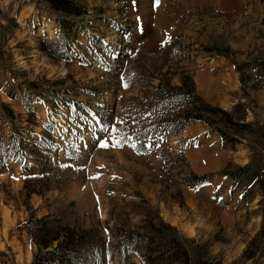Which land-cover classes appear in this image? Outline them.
I'll return each instance as SVG.
<instances>
[{
    "label": "rangeland",
    "instance_id": "374dc122",
    "mask_svg": "<svg viewBox=\"0 0 264 264\" xmlns=\"http://www.w3.org/2000/svg\"><path fill=\"white\" fill-rule=\"evenodd\" d=\"M75 1L64 35L46 3L0 0V264H32L33 217L87 232L81 264H144L129 237L152 225L161 264H264V0ZM187 77L225 115L154 145L182 121L158 87Z\"/></svg>",
    "mask_w": 264,
    "mask_h": 264
},
{
    "label": "trees",
    "instance_id": "16d2710c",
    "mask_svg": "<svg viewBox=\"0 0 264 264\" xmlns=\"http://www.w3.org/2000/svg\"><path fill=\"white\" fill-rule=\"evenodd\" d=\"M40 2H44L48 5L50 11H54L62 14L65 18L59 19L58 22L61 26V29L65 34H69V26L67 25V21L71 19H81L84 18L85 15L88 14V10H86L83 6L78 4L75 0H39ZM243 66H239L238 69L242 71ZM241 80L245 83V75L240 74ZM259 85L264 84V78L260 79ZM187 86V89H184ZM163 88V89H162ZM160 91V98L163 101V108L170 107L166 105V103L172 98H178L180 101L179 108L177 110V116L181 118V127L177 130H174L169 127L166 123L161 126V128H154L151 131H156L157 139H153L152 143L155 145L160 143L162 140L167 139L168 135L172 132H179L184 129L187 124L191 120H199L205 122L203 117L205 112H209L211 116L217 115H225L222 109H216L212 107L210 104L204 102L199 95H197L194 83L190 79V77L185 78L183 85L180 88H173L169 83L163 86L158 87ZM164 90V91H163ZM163 91V94H162ZM184 91V92H182ZM204 108V109H203ZM159 110V108H157ZM9 112L11 118L15 119L16 116L12 110L6 108ZM168 118L170 116L168 115ZM228 121L232 126L239 125L235 123L231 118H228ZM140 129H145V126H142ZM144 136H147L148 131L145 129V132L142 133ZM138 140L139 137L136 136ZM1 158V151H0ZM13 158V157H12ZM26 158V156H24ZM14 162L17 164L25 163L22 159L13 158ZM226 175L233 176V173L229 171H225ZM197 179H205L207 177L195 176ZM203 183H199L193 186L199 187ZM261 188L264 191V181L260 182ZM31 221V232L30 235L34 240H39L38 247L39 252L38 255L35 256L32 264H81L83 261V257L80 256L76 252V249L81 245L86 243V240L90 239L88 233L85 231L79 232L77 234V229L71 227H57L51 228L48 227V220L45 218L35 219L34 217ZM170 229H173L169 226ZM261 232L264 233V223ZM37 235V236H35ZM163 232L160 231L159 227L156 225L151 226V230H145L139 232L138 234L130 235V243H135L136 250L140 251L143 257L144 264H161L163 257H165V253L163 249L160 247L161 245L157 244L158 236H162ZM177 239H174V242ZM134 248V249H135ZM250 250H246L249 252ZM256 256L255 253H251L248 255V258H254ZM98 258L92 254L91 260H96Z\"/></svg>",
    "mask_w": 264,
    "mask_h": 264
},
{
    "label": "snow or ice",
    "instance_id": "6c2138e0",
    "mask_svg": "<svg viewBox=\"0 0 264 264\" xmlns=\"http://www.w3.org/2000/svg\"><path fill=\"white\" fill-rule=\"evenodd\" d=\"M159 2V0H157V3ZM103 130V129H102ZM108 141H103L100 143L101 147H107L108 146ZM113 143L115 144V146H120L123 142L122 141H116L115 137H113Z\"/></svg>",
    "mask_w": 264,
    "mask_h": 264
},
{
    "label": "crops",
    "instance_id": "0c3cea01",
    "mask_svg": "<svg viewBox=\"0 0 264 264\" xmlns=\"http://www.w3.org/2000/svg\"><path fill=\"white\" fill-rule=\"evenodd\" d=\"M38 1H39V0H38ZM32 3H33V2H32ZM46 10H47V11H50L48 6H47V9H46ZM64 35H65V33H64ZM263 85H264V84H263ZM259 86H262V85H259Z\"/></svg>",
    "mask_w": 264,
    "mask_h": 264
}]
</instances>
